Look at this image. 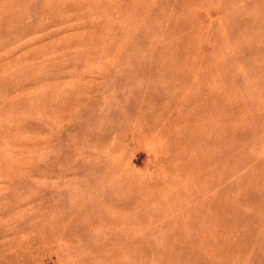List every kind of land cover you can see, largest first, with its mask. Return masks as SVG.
Here are the masks:
<instances>
[{
  "label": "rangeland",
  "instance_id": "rangeland-1",
  "mask_svg": "<svg viewBox=\"0 0 264 264\" xmlns=\"http://www.w3.org/2000/svg\"><path fill=\"white\" fill-rule=\"evenodd\" d=\"M0 264H264V0H0Z\"/></svg>",
  "mask_w": 264,
  "mask_h": 264
}]
</instances>
